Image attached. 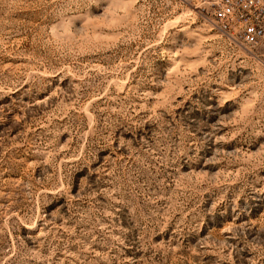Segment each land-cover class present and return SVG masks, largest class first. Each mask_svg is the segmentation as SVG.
I'll return each instance as SVG.
<instances>
[{
  "label": "rangeland",
  "instance_id": "obj_1",
  "mask_svg": "<svg viewBox=\"0 0 264 264\" xmlns=\"http://www.w3.org/2000/svg\"><path fill=\"white\" fill-rule=\"evenodd\" d=\"M0 264H264V43L175 0H0Z\"/></svg>",
  "mask_w": 264,
  "mask_h": 264
},
{
  "label": "built area",
  "instance_id": "obj_2",
  "mask_svg": "<svg viewBox=\"0 0 264 264\" xmlns=\"http://www.w3.org/2000/svg\"><path fill=\"white\" fill-rule=\"evenodd\" d=\"M199 14L212 30L244 47L264 43V0H175Z\"/></svg>",
  "mask_w": 264,
  "mask_h": 264
}]
</instances>
